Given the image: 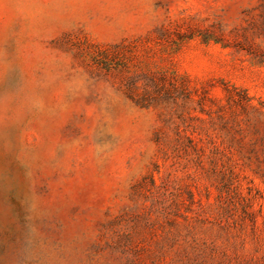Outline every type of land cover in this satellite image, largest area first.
I'll return each mask as SVG.
<instances>
[{"label":"rangeland","instance_id":"374dc122","mask_svg":"<svg viewBox=\"0 0 264 264\" xmlns=\"http://www.w3.org/2000/svg\"><path fill=\"white\" fill-rule=\"evenodd\" d=\"M0 264H264V0H0Z\"/></svg>","mask_w":264,"mask_h":264}]
</instances>
